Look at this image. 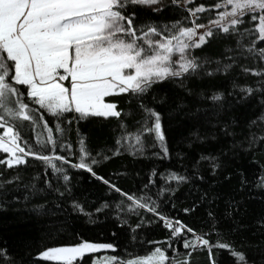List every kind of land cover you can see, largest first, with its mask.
Segmentation results:
<instances>
[{"label": "snow or ice", "instance_id": "snow-or-ice-1", "mask_svg": "<svg viewBox=\"0 0 264 264\" xmlns=\"http://www.w3.org/2000/svg\"><path fill=\"white\" fill-rule=\"evenodd\" d=\"M194 3L195 0H170L171 5L182 6L189 14L183 19L188 20L190 17L191 26L178 20L170 26L158 27L154 23L142 21L137 8L160 12L169 6V0H0V129L3 130L0 133V153L7 154L6 158H0V165L5 166V171L18 169L19 166L28 165L27 157H33L44 165L45 176L47 169H51L56 180L63 181L61 191V186L47 178L43 180L45 187H40L41 177L33 176L35 182L24 184L28 190L24 199L50 192L68 198L72 191L69 186L71 176L65 165L85 170L123 198L116 204L121 212L139 216L141 210H146L153 214L156 223L162 221L163 226L170 230L168 248H172L173 238H176L182 240L185 250H191L170 255L167 249L158 246L150 253L136 255L135 258H130L132 254L124 258L115 254L94 260L92 264H191L192 253L196 250H205L210 264H226L217 258L220 250H227L235 258V264H264V252L258 253L253 259L224 240L223 233L216 230L218 221L211 211L208 212L213 221L210 230L197 233L192 227L160 210V198H167L165 193L175 194L169 181H176L177 187L182 183L191 182L195 185L197 181H204L205 176L200 171L202 162L208 165L215 176L218 170L226 167L227 161L222 157H226L227 152L221 150L219 155H201L194 163L195 171L191 175L176 172L161 175L165 186L155 193L156 199L147 191L143 194L123 191L109 179L98 175L94 166L111 157L101 152L93 156L82 136L78 137V162L73 163L67 156L57 154V148H60L67 151L69 156L75 155L72 143L67 140L72 124L68 114H78L74 117L77 121L89 117H113L119 120L122 110H118L116 102H106L105 98L128 94L129 103L136 100L142 116L137 121L139 127L135 133L128 132L127 125L121 120L119 126L123 132L116 141L118 147L113 155L121 154L122 149L133 156L144 155L147 136L152 139L151 147L160 150L153 155L168 157L170 153L161 113L146 102V98L154 91L153 86L164 81H175L178 87L192 95L186 80L201 73L213 77L239 66L244 74L251 73L259 79L256 87L240 86L233 82V88H239L240 93H243L242 100L261 94V104H264V67L260 66L264 63V46H261L264 45V0H218L209 7L204 4L189 6ZM212 9L218 10L216 18L209 19L208 24L199 23L198 14L210 13ZM200 29L204 31L200 32ZM220 33L234 36L236 47L226 48V52L230 53L225 57L228 63L217 60V67L209 70L206 65L212 61L194 55V50ZM241 59H251L256 67L240 64ZM198 95L213 102L214 115H219L223 110V92H213L210 97H204L203 93ZM184 107L186 105L183 103L178 105L180 110ZM200 111L201 108L196 107L190 114L196 116ZM45 113L56 121L55 132L59 133V139L54 135L53 127L44 119ZM131 114L129 112L126 115ZM258 121L264 122V114L252 120L250 126H258ZM25 122H30L33 128L46 129V138L37 134L36 144L39 148H35L21 135V131L28 126ZM227 129L228 125H225L224 134L234 137L235 132H228ZM195 135L202 141L206 139L198 133ZM215 138L213 135L212 139ZM261 145H264V132H250L244 141L234 140L230 151L235 157L239 151H255ZM45 150L50 154H45ZM157 175L153 170L152 176ZM241 176V185H244L247 180L243 178V173ZM226 178L231 179V175ZM22 180L19 170L10 178L0 171V190L6 193L9 185L19 188ZM155 183L149 178L143 187L147 190L150 184ZM256 186L264 188V174L260 175ZM206 196L207 193L201 196V200ZM172 206L175 207L174 204ZM56 207L62 206L57 203ZM104 207L109 205L105 204ZM72 208L89 216L90 222L95 223L91 219L92 213L86 212L84 206L74 198ZM34 211L46 214L49 210L46 204L38 203ZM100 211L102 209H96V212ZM183 211L192 212L194 207ZM153 222L148 221L149 224ZM261 223L264 224V221ZM143 224L144 220L141 219L133 227V232ZM213 231L218 237L216 242L210 239ZM188 234H191V238H186ZM101 250L115 251V245L81 239L71 246L48 247L40 251L35 259L55 264H86V255ZM0 264H23V260L17 261L6 248H0Z\"/></svg>", "mask_w": 264, "mask_h": 264}, {"label": "trees", "instance_id": "trees-1", "mask_svg": "<svg viewBox=\"0 0 264 264\" xmlns=\"http://www.w3.org/2000/svg\"><path fill=\"white\" fill-rule=\"evenodd\" d=\"M218 0H195L189 5L195 7L204 4L209 7ZM137 12L142 21L154 23L158 27L171 25L175 21L182 20L187 26L190 25V17L184 20L189 14L182 8L171 5L160 12H152L150 9L137 8ZM217 11L204 12L199 14V23L207 24L209 19H215ZM247 26V25H246ZM264 46V45H261ZM236 47L234 36H225L223 33L208 39V43L199 49L194 50V55L209 58L212 63L206 65L211 70L217 67L215 61L220 60L228 63L225 59L230 53L226 48ZM248 67H256L251 60L239 61ZM264 67V63L260 65ZM259 78L251 73L244 74L239 66L233 67L228 73L220 72L213 77H208L201 73L197 77L186 80L187 88L192 89L193 94L189 95L186 89L177 86L175 81H164L154 85V91L146 98L149 106L161 113L162 124L165 128V135L169 147L168 157H158L153 155L159 152V148L151 147L152 139L145 137L147 147L144 155L133 156L127 150H121V154L113 155V151L118 147L116 141L120 139L123 129L119 126L121 120L127 125V131L135 133L139 125L137 121L142 114L137 109V101L132 100L128 94L115 97H107L106 102H116L118 110H122L121 119L109 117H89L87 120L77 121L74 117L76 113L68 114L72 119L70 132L67 140L72 143L75 155H68L67 151L57 148V154L65 155L73 163L78 162L79 143L78 137L85 139L86 147L92 155L101 152L110 156V159L101 160L94 170L98 175L104 176L123 191L143 194L147 191L153 199L159 188L165 186V181L161 175L169 172H176L182 175H191L195 169L194 163L200 159L201 155H219L223 150L228 153L222 159L227 161L224 169L218 170L215 176L212 175L206 163L200 165V171L205 176L204 181H197L195 185L191 182L182 183L177 187L176 181H169L175 194L165 193V197L160 198V210L171 218L192 227L197 233L208 232L213 221L208 216L211 211L218 224L216 230L223 233V239L234 244L239 251H244L249 257L255 259L258 253L264 252V188L257 187L259 177L264 174V145L257 150L250 152L239 151L237 156H233L230 151L234 140L244 141L250 132L261 134L264 132V122L258 121V126H250L252 120L264 114V104H261V94L257 93L242 100L243 93L239 88H233V82L240 86L251 85L256 87ZM213 92H223L225 94L224 108L219 115H214L213 102L209 99L200 98L198 94L203 93L204 97H210ZM156 99L153 100L152 97ZM185 104L182 110L178 105ZM200 107L201 111L192 116L190 113ZM206 110V111H205ZM131 112V115H126ZM44 119L53 127L54 135L59 139V133L55 132L56 121L47 113ZM42 123V122H41ZM25 130L21 131L24 139L28 140L35 148L37 134L41 138H46V129L43 127L33 128L30 122H25ZM225 125H228V132H235V136L225 135ZM62 126H67L62 124ZM0 129V133H2ZM206 137L203 141L195 135ZM215 139H212V136ZM23 146V144H22ZM50 147V146H49ZM45 154H50L45 150ZM7 155L0 153V158ZM28 165L19 166L18 169H8L0 165V171L5 176L11 177L19 170L23 180L19 188L9 185L5 193L0 190V248H6L9 254L17 259L23 260V264H55V262L36 260L37 254L48 247L71 246L81 239L90 242H110L115 245V251L111 250L110 255L118 254L124 258L127 254L136 255L150 253L155 247L162 246L167 249L170 255L186 253L189 250L183 248L182 240L173 238L172 248H168L167 241L170 230L163 226V222L156 223L153 214L146 210H141L140 215L121 212L116 204L123 199L119 194L109 190L107 185L94 178L85 170L72 169L68 165L71 176V196L60 197L58 193L40 194L38 196L28 195V190L24 184L35 182L33 176L39 175L40 187H45V178L52 180L53 184L61 186L62 179L57 181L47 169V176L44 175V165L33 157H27ZM155 170L158 175L152 176ZM241 173L247 183L241 185ZM231 175V179L226 177ZM149 178L156 181L150 184L149 189H144V184L149 182ZM207 196L201 200V196ZM73 198L82 204L88 213H92L90 222L89 216L73 210ZM38 203L47 205L46 214H38L34 211V206ZM62 207L57 208L56 204ZM109 207L105 208L104 205ZM175 205L173 207L172 205ZM194 207V211L185 213L183 209ZM100 208L102 211L96 212ZM143 219L142 227L133 232V227ZM127 220L128 223H124ZM153 223L149 224L148 221ZM131 225V227L129 226ZM115 233V236H113ZM186 238H191L188 234ZM210 239L216 242L218 237L213 231ZM151 241L162 242L153 244ZM175 250V251H174ZM86 256V264H91L93 255ZM228 264H235V258L230 256L227 250H220L217 256ZM191 264H210L208 254L205 250H196L192 253Z\"/></svg>", "mask_w": 264, "mask_h": 264}, {"label": "rangeland", "instance_id": "rangeland-1", "mask_svg": "<svg viewBox=\"0 0 264 264\" xmlns=\"http://www.w3.org/2000/svg\"><path fill=\"white\" fill-rule=\"evenodd\" d=\"M169 3H170V0H169ZM182 7V6H181ZM183 8V7H182ZM215 11H218L217 9H215ZM200 14H202V13H200ZM199 15V14H198ZM216 18V17H215ZM208 24V23H207ZM200 32H203L204 31V29H200L199 30ZM107 98V97H106ZM105 98V99H106ZM104 118V117H103ZM7 155V154H6ZM111 250H101L99 253H93V254H88V255H86V256H90V255H93L94 257H93V260H92V262L94 261V260H97V259H100V260H102L105 256H108V255H110V252ZM85 256V257H86ZM92 264V263H91Z\"/></svg>", "mask_w": 264, "mask_h": 264}]
</instances>
